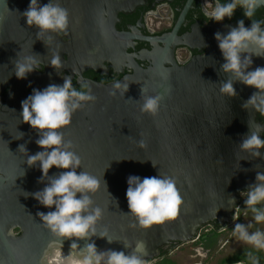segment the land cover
Returning <instances> with one entry per match:
<instances>
[{
	"label": "water",
	"instance_id": "1",
	"mask_svg": "<svg viewBox=\"0 0 264 264\" xmlns=\"http://www.w3.org/2000/svg\"><path fill=\"white\" fill-rule=\"evenodd\" d=\"M52 1L67 9L70 29L83 41L99 31L114 34L119 13L133 11L145 2ZM48 2L38 0L41 6ZM29 3L0 0V264H48L56 250L79 257L89 244H95L98 253L112 250L136 254L147 264L161 257L173 243L193 242L200 229L212 222L221 224L222 229L234 224L240 194L259 183L257 174H264V147H241L253 132L261 137L264 130V125L257 122V107L247 104L258 90L224 71L225 59L216 38L206 55L186 66L172 62L173 66L166 67L163 58L171 48L166 37L161 39L166 43L164 57L148 69L136 67L134 74L119 81L120 88L114 87L116 82H89L88 95L95 99L79 101L70 124L56 130L63 134L61 151L79 157L75 171L99 181L95 192L84 193L91 204L82 215L94 214L99 208L101 216L92 226L94 233L90 229L85 238L61 237L51 230L38 213L47 214L55 206L45 207L34 194L42 191L51 178L71 169L53 166L44 177L39 161L29 166V156L44 150L36 143L43 132L22 121L21 103L12 99V91L4 95L19 79L15 62L34 55L42 46L44 32L29 26L22 14ZM233 27L221 25L218 32L226 35ZM240 55L242 62L245 56L251 57L247 71L264 67V51L255 44L250 43ZM229 80L235 95L221 92L223 83ZM157 95L162 97L157 114L142 112L144 98ZM261 99L264 97H257L256 105ZM20 145L26 151H21ZM256 151L258 156L254 155ZM130 175L174 179L182 197L178 216L141 227L128 208ZM80 196L77 193V198ZM74 242L76 249L71 248ZM138 244L142 245L139 249Z\"/></svg>",
	"mask_w": 264,
	"mask_h": 264
},
{
	"label": "clouds",
	"instance_id": "2",
	"mask_svg": "<svg viewBox=\"0 0 264 264\" xmlns=\"http://www.w3.org/2000/svg\"><path fill=\"white\" fill-rule=\"evenodd\" d=\"M238 5L244 9L243 15L251 18L257 8L264 6V0H232L224 4L217 0L214 6L206 0L203 14L207 19L221 22L226 16L231 19ZM22 14L26 17V23L29 26L35 25L41 32L66 31L68 28L67 9L58 4L54 5L52 0L42 6L38 0H30L28 8ZM215 38L219 42V49L225 59L222 65L224 71L234 73L244 84L258 90L249 98L247 104L255 105L257 110L264 114V99H261L260 105H256L257 97H264V67H256L254 70L247 71L252 62L251 57L245 56L242 62L240 55L248 49L250 43L264 51V29L261 28V21L253 20L251 27L247 28L244 21L239 20L237 26L231 28L226 35L217 32ZM36 63L32 56L17 60L15 62L16 77L25 78L26 73L33 71ZM51 65L61 67L59 55L52 58ZM114 87L120 88L121 84L116 82ZM123 87L127 90L128 85L124 84ZM141 91L143 93V89ZM221 92L235 95L231 80L223 83ZM73 98L75 102H72L70 106ZM93 99H95L94 96L73 88L72 80L69 78L65 79L63 85L52 84L43 90L33 89L32 94L21 101L22 121L43 132L36 143L44 150L29 156V166L39 161L44 177L48 176L49 169L53 166L59 169H71L61 172L58 177L51 178L50 183L42 191L34 194L35 198L45 207L55 206L54 211H49L47 214L40 212L38 215L54 233L61 237L85 238L95 221L101 216L99 208L94 210V214L82 215L91 204L90 198L84 193L95 192L99 187V181L88 173L78 174L75 171V167L80 164L79 157L73 152L61 151L63 134L56 131L70 124L72 112L79 107V101ZM161 99L159 95L145 97L141 111L156 115ZM45 129L47 131H43ZM241 147L260 149L264 147V140L253 132L243 141ZM19 148L21 151H26L23 145ZM259 154L258 151L254 152V155ZM256 179L259 183L248 190L244 203L254 213L255 222L260 224L264 222V210L257 209L255 205L264 202V174H257ZM127 183L128 208L138 218L141 227L149 228L153 224H162L178 216L182 197L174 179L158 176L141 179L139 176L130 175ZM77 193H81L79 198H77ZM92 230L94 233V229ZM233 233L238 234L242 241L252 245L255 249L264 250V232L258 230L249 234L245 225L237 223ZM141 247L142 245H137L138 249ZM71 248L76 249L77 244L72 243ZM105 257H107L105 264H145V261L136 254L129 256L123 251L112 250L98 253L95 244L87 245L86 251H81L79 257L70 253L65 258L61 250H56L48 259V264H101ZM254 264H257V261L254 260Z\"/></svg>",
	"mask_w": 264,
	"mask_h": 264
},
{
	"label": "flooded vegetation",
	"instance_id": "3",
	"mask_svg": "<svg viewBox=\"0 0 264 264\" xmlns=\"http://www.w3.org/2000/svg\"><path fill=\"white\" fill-rule=\"evenodd\" d=\"M205 2L206 0H192L190 3L189 0H145L144 4L137 6L133 11L119 13L114 34L99 31L85 41L74 35L70 24L66 31L46 30L42 46L34 55L28 54L37 62L33 71L26 73L23 79H15L12 89L8 88L4 95L12 91V99L21 103L32 94L33 89L43 90L52 84L63 85L65 79L69 78L73 88L88 94L89 82L111 84L134 74L136 67H152L155 60L163 56L162 51L166 47V43L161 41L163 38L167 37L171 44L170 53L163 56L166 67H170L172 62L186 66L194 58L210 51L221 25L237 26V22L243 20L245 27L250 28L253 20H256L261 21V28L264 29L263 6L257 8L253 17L249 18L243 15L244 9L238 5L231 19L226 16L223 21L216 22L204 16ZM216 2L217 0H207V3L213 6ZM218 2L224 4L232 0ZM35 27L37 26H32ZM175 29V36L170 38ZM121 34H129L132 37L123 38ZM148 38L154 41L147 40ZM87 40L85 45L83 42ZM55 55H59L61 60L59 68L51 65ZM20 82L27 85L25 89L22 88L24 84L15 86ZM73 101L75 98L70 104ZM257 122L264 125V114L261 112L257 114ZM260 138L264 140V130ZM247 192L243 191L239 196L238 212L243 208ZM222 228L223 226L215 221L204 226L199 233L201 236H207L214 231L220 232ZM181 245L171 244L167 250L162 251L161 258L163 254L172 252Z\"/></svg>",
	"mask_w": 264,
	"mask_h": 264
},
{
	"label": "rangeland",
	"instance_id": "4",
	"mask_svg": "<svg viewBox=\"0 0 264 264\" xmlns=\"http://www.w3.org/2000/svg\"><path fill=\"white\" fill-rule=\"evenodd\" d=\"M257 209L264 210V202L255 205ZM254 213L243 202L241 220L234 222L226 230L213 235L212 239L201 244L194 242L185 243L166 254V257L175 264H220L223 259L233 257L237 254H244L250 257L253 254L262 253L264 250H257L252 245L245 243L239 238L238 234L233 233V229L237 223L246 226L249 234L255 231L264 232V222L257 224L253 219ZM248 225H251L250 227ZM162 258L159 257L147 264H161ZM246 264V262H243Z\"/></svg>",
	"mask_w": 264,
	"mask_h": 264
},
{
	"label": "trees",
	"instance_id": "5",
	"mask_svg": "<svg viewBox=\"0 0 264 264\" xmlns=\"http://www.w3.org/2000/svg\"><path fill=\"white\" fill-rule=\"evenodd\" d=\"M218 232L214 231L213 234H209L207 236H201L200 240L198 242H195V244H201L208 239H212L213 235H217ZM254 260L257 261V264H264V255L262 253L253 254L250 257H246L244 254H237L233 257L223 259L220 264H233L238 262H246V264H254ZM161 264H175L171 260H169L166 257V253L163 254Z\"/></svg>",
	"mask_w": 264,
	"mask_h": 264
},
{
	"label": "built area",
	"instance_id": "6",
	"mask_svg": "<svg viewBox=\"0 0 264 264\" xmlns=\"http://www.w3.org/2000/svg\"><path fill=\"white\" fill-rule=\"evenodd\" d=\"M238 208H239V207L237 206V209H236V221H235V222H238V221L241 220L240 214L242 213V208L239 210V212H238ZM226 229H227V228L222 229L221 231H224V230H226ZM221 231H220V232H221ZM200 238H201V234L198 233L196 239H195L193 242H194V243H195V242H198V241L200 240Z\"/></svg>",
	"mask_w": 264,
	"mask_h": 264
},
{
	"label": "bare ground",
	"instance_id": "7",
	"mask_svg": "<svg viewBox=\"0 0 264 264\" xmlns=\"http://www.w3.org/2000/svg\"><path fill=\"white\" fill-rule=\"evenodd\" d=\"M71 252L70 251H62L63 256L66 258ZM72 254V253H71ZM74 255V254H73Z\"/></svg>",
	"mask_w": 264,
	"mask_h": 264
}]
</instances>
